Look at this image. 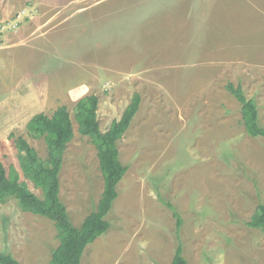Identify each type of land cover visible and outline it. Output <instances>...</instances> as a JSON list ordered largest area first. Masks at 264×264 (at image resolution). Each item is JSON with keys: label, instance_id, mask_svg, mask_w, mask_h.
I'll return each instance as SVG.
<instances>
[{"label": "rangeland", "instance_id": "rangeland-1", "mask_svg": "<svg viewBox=\"0 0 264 264\" xmlns=\"http://www.w3.org/2000/svg\"><path fill=\"white\" fill-rule=\"evenodd\" d=\"M229 82L256 101L264 126V0H0V158L42 196L15 139L47 158L27 124L66 105L75 131L60 195L75 225L104 190L76 102L97 94L105 131L142 98L119 141L128 170L111 227L81 264H171L179 242L188 264H264V233L247 225L264 200V136L246 131ZM58 244L52 220L0 202V250L49 264Z\"/></svg>", "mask_w": 264, "mask_h": 264}, {"label": "trees", "instance_id": "trees-1", "mask_svg": "<svg viewBox=\"0 0 264 264\" xmlns=\"http://www.w3.org/2000/svg\"><path fill=\"white\" fill-rule=\"evenodd\" d=\"M226 88L240 102L243 111V124L249 135L264 136V126L259 122L258 104L253 98H247L242 84L227 83ZM141 95L136 93L120 118L114 119L110 128L103 131L98 110L99 97L95 93L81 97L74 111L80 133L91 138L98 150L100 169L104 177L103 195L97 206L75 225L70 217L60 191V172L67 143L74 137V125L66 105L59 106L52 115L40 112L32 116L27 124L31 134L42 136L48 147L47 158L43 159L38 151L23 136L15 139L19 151V162L24 176L30 179L43 195L33 192L25 181H21L19 172L12 167L7 171L0 158V202L15 199L22 210L49 218L55 224L59 244L52 251L49 264H81L88 246L107 233L111 227L108 216L119 196L118 185L128 170V165L120 158L119 141L130 128L137 114ZM166 205L173 210L176 228L179 232L183 218L176 206ZM247 225L260 229L264 233V200L259 203ZM171 264H188L184 248L179 242ZM0 264H23L11 252L0 250Z\"/></svg>", "mask_w": 264, "mask_h": 264}]
</instances>
